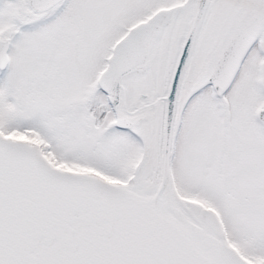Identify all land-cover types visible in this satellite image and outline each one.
Segmentation results:
<instances>
[{"label":"snow or ice","instance_id":"snow-or-ice-1","mask_svg":"<svg viewBox=\"0 0 264 264\" xmlns=\"http://www.w3.org/2000/svg\"><path fill=\"white\" fill-rule=\"evenodd\" d=\"M0 264H264V0H0Z\"/></svg>","mask_w":264,"mask_h":264}]
</instances>
